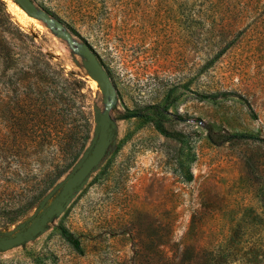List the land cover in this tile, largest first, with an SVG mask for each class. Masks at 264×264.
I'll return each instance as SVG.
<instances>
[{"label":"rangeland","instance_id":"obj_1","mask_svg":"<svg viewBox=\"0 0 264 264\" xmlns=\"http://www.w3.org/2000/svg\"><path fill=\"white\" fill-rule=\"evenodd\" d=\"M178 1L32 0L47 24L0 0V54H43L65 72L92 114L87 146L105 105L82 44L114 91L108 152L36 236L0 251V264H264V4L208 10L198 24ZM4 139L0 120V155ZM87 146L65 168L59 145L41 161L0 157V237L37 221ZM26 191L53 194L19 217L7 212Z\"/></svg>","mask_w":264,"mask_h":264},{"label":"trees","instance_id":"obj_2","mask_svg":"<svg viewBox=\"0 0 264 264\" xmlns=\"http://www.w3.org/2000/svg\"><path fill=\"white\" fill-rule=\"evenodd\" d=\"M260 3L264 4V0L178 1L181 10H196L190 14L189 19L198 24L209 17V14H205L208 10L216 13L214 9L222 10L238 5L248 7ZM183 17L185 21L188 19V16ZM40 56L42 58H30L28 63H19L15 54H0V120L5 134L0 157L6 163L13 161L25 164L24 158L32 157L41 161L49 155V148L59 145L67 157L68 163L63 166L65 168L87 146L94 121L91 112L85 111L76 101L70 87L74 82L65 76L64 71L53 68L45 55ZM133 115L132 112L125 111L119 117ZM4 172L11 173V170L4 168ZM53 182L52 179L47 186L51 187ZM22 196L23 200L17 202L15 207L7 209L6 206L7 212L15 211L18 217L24 215L25 211L40 201L42 193L29 194L26 191ZM63 233L70 247L81 253L79 239L71 233Z\"/></svg>","mask_w":264,"mask_h":264},{"label":"water","instance_id":"obj_3","mask_svg":"<svg viewBox=\"0 0 264 264\" xmlns=\"http://www.w3.org/2000/svg\"><path fill=\"white\" fill-rule=\"evenodd\" d=\"M27 15L37 18H43V20L49 24L50 20L47 16H42L36 12L35 6L32 0H13ZM53 31L60 37L70 41L69 35L61 29V23L58 21L53 22ZM77 52L83 56V65L89 72L90 76L97 83L100 92L102 94L101 101L105 105L98 119L96 120L97 130L95 133V141L88 145L84 151L85 157L79 164V166L71 172L68 178L63 182L61 188L58 191L56 198L52 203L38 216L37 221L33 222L24 229L19 230L12 236L0 237V251H5L13 246L20 245L27 237L36 236L46 225L47 221L58 215L69 201V196L79 186L87 175L97 167V165L104 158L108 152L111 144V127L112 125L108 120V108L111 102L114 100V91L110 83L107 74L102 69L100 63L95 57L90 48L82 44ZM55 191V188L52 189ZM53 191L47 192L44 197L40 199L39 206L42 207L45 204L47 197L52 196Z\"/></svg>","mask_w":264,"mask_h":264},{"label":"bare ground","instance_id":"obj_4","mask_svg":"<svg viewBox=\"0 0 264 264\" xmlns=\"http://www.w3.org/2000/svg\"><path fill=\"white\" fill-rule=\"evenodd\" d=\"M17 9H19V8H17ZM19 11H20V13L22 14V16H25V13L23 12V10H21V9H19ZM24 18V17H23ZM28 18H30V19H32V17H28ZM33 20V19H32ZM97 84V83H96Z\"/></svg>","mask_w":264,"mask_h":264}]
</instances>
